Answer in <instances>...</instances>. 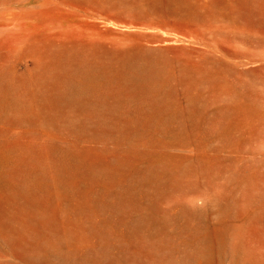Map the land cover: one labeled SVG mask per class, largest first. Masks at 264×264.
Returning a JSON list of instances; mask_svg holds the SVG:
<instances>
[{
    "label": "rangeland",
    "instance_id": "obj_1",
    "mask_svg": "<svg viewBox=\"0 0 264 264\" xmlns=\"http://www.w3.org/2000/svg\"><path fill=\"white\" fill-rule=\"evenodd\" d=\"M0 75V146L80 176L43 232L0 186V264H264V0H0Z\"/></svg>",
    "mask_w": 264,
    "mask_h": 264
},
{
    "label": "bare ground",
    "instance_id": "obj_2",
    "mask_svg": "<svg viewBox=\"0 0 264 264\" xmlns=\"http://www.w3.org/2000/svg\"><path fill=\"white\" fill-rule=\"evenodd\" d=\"M3 75H5V72H3ZM25 81L26 84H30L34 80L30 75ZM72 81L74 87L79 91L92 89L103 84L101 75L91 64L85 65L84 70L78 73ZM5 102L4 97L2 98L0 96V110ZM33 150V147L26 146L21 148V152H18V150L13 149V146H0V186L6 185L9 190L14 193H23L26 195H29L28 193L33 191L41 193L43 204L38 205V217H36L38 219H36V221L35 219H29L26 222V226L31 227L33 231L43 232L46 231L50 225L59 222L61 215L64 218L61 208L62 203L68 200L72 192L77 190L78 181L75 178L79 179L80 176L70 171L74 168L71 167L72 165L67 166V171L59 170L49 163V161L42 160L41 157L35 155ZM14 155L17 157V172L20 177L17 180L13 178V170L16 171V169H14L15 167H13ZM66 157H68L67 163L73 161L71 158L72 156L70 157L67 155ZM73 159H75V156ZM69 171L72 172V174H69ZM67 178L74 179L69 180ZM26 198L31 199L30 196H26ZM225 238L226 236L223 231L216 230L210 233L205 239L209 254H211V251L213 252L214 247L212 246L216 242L219 244L224 243ZM207 264H214V262L209 261Z\"/></svg>",
    "mask_w": 264,
    "mask_h": 264
}]
</instances>
